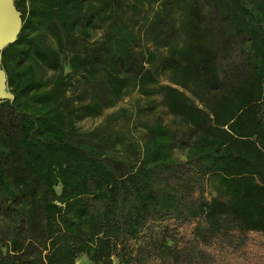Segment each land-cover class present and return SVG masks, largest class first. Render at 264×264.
<instances>
[{
  "label": "trees",
  "instance_id": "16d2710c",
  "mask_svg": "<svg viewBox=\"0 0 264 264\" xmlns=\"http://www.w3.org/2000/svg\"><path fill=\"white\" fill-rule=\"evenodd\" d=\"M14 4L0 264H264V0Z\"/></svg>",
  "mask_w": 264,
  "mask_h": 264
},
{
  "label": "water",
  "instance_id": "95a60500",
  "mask_svg": "<svg viewBox=\"0 0 264 264\" xmlns=\"http://www.w3.org/2000/svg\"><path fill=\"white\" fill-rule=\"evenodd\" d=\"M22 28L21 13L14 0H0V101L13 100L7 85V75L2 67V51L17 40Z\"/></svg>",
  "mask_w": 264,
  "mask_h": 264
},
{
  "label": "rangeland",
  "instance_id": "374dc122",
  "mask_svg": "<svg viewBox=\"0 0 264 264\" xmlns=\"http://www.w3.org/2000/svg\"><path fill=\"white\" fill-rule=\"evenodd\" d=\"M169 76H164L163 79H161V82L164 83V84H169ZM142 97L139 96L138 94H135L133 95L131 98L125 100L124 102L120 103L116 109H113V110H109V111H106L104 112V114L99 117V118H89V119H86L85 121H83L80 126L84 129V130H87V131H91V130H94L96 129V127H98L99 125H101V123L103 122V120L105 119L106 116H108L109 114H112L114 112H116L118 109H121V108H127L130 112L131 111H135L134 110V106L137 105V103H140L141 105H144L146 106L147 105V102L148 100H143L141 99ZM163 100V95L162 94H159L157 95L154 99L152 98L150 101H156V104L158 105V108L156 110V114H165V116L163 115L164 119H165V122L166 123H171L172 120H173V116H170L168 115L167 113V110L166 108L164 107V105L162 103H160L161 101ZM148 114V113H146ZM143 115V120L146 121H151L152 120V116H146ZM122 123L123 121H119V123L117 124V128L118 131H122ZM124 131V129H123ZM179 154H181L180 151H177ZM150 233H153L154 232V228L153 227H150V229L148 230ZM77 264H88L87 260H86V257H83L81 258Z\"/></svg>",
  "mask_w": 264,
  "mask_h": 264
},
{
  "label": "crops",
  "instance_id": "0c3cea01",
  "mask_svg": "<svg viewBox=\"0 0 264 264\" xmlns=\"http://www.w3.org/2000/svg\"><path fill=\"white\" fill-rule=\"evenodd\" d=\"M89 264V263H88Z\"/></svg>",
  "mask_w": 264,
  "mask_h": 264
}]
</instances>
